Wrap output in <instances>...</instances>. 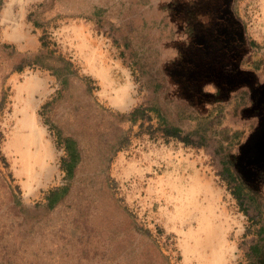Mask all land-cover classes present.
Returning <instances> with one entry per match:
<instances>
[{"label":"rangeland","instance_id":"rangeland-1","mask_svg":"<svg viewBox=\"0 0 264 264\" xmlns=\"http://www.w3.org/2000/svg\"><path fill=\"white\" fill-rule=\"evenodd\" d=\"M52 2L0 0V51L19 58L2 83L0 172L27 224L66 195L79 162L76 142L50 119L74 74L104 109L129 123L109 183L170 264H259L264 212L232 171L227 152L234 145L210 137V118L184 109L178 114L196 119V130L170 135L176 126L158 106L159 86L123 34L87 16L40 22ZM235 11L254 47L244 67L262 64L264 0H237ZM44 59L59 60L63 69Z\"/></svg>","mask_w":264,"mask_h":264},{"label":"water","instance_id":"water-1","mask_svg":"<svg viewBox=\"0 0 264 264\" xmlns=\"http://www.w3.org/2000/svg\"><path fill=\"white\" fill-rule=\"evenodd\" d=\"M235 2L53 0L39 20L87 16L110 23L158 84L160 110L182 131L196 130L197 121L180 119L178 109L205 119L243 94L245 105L226 109L211 126L224 144L241 134L228 160L264 212V62L258 70L244 67L254 47ZM18 63L17 56L0 51V103L3 80ZM41 63L63 69L57 59ZM50 119L63 138L76 142L79 162L66 195L29 224L0 172V264H170L109 183L110 162L129 123L104 109L74 74L67 76V88ZM224 131L225 137L217 135ZM262 255L264 264V251Z\"/></svg>","mask_w":264,"mask_h":264},{"label":"flooded vegetation","instance_id":"flooded-vegetation-1","mask_svg":"<svg viewBox=\"0 0 264 264\" xmlns=\"http://www.w3.org/2000/svg\"><path fill=\"white\" fill-rule=\"evenodd\" d=\"M260 66H261V64L256 65V66H246V67L250 68V69L258 70L260 68ZM245 103H246V98H245V96L243 94H241L239 96H236L229 105L223 106V107L218 106L216 109L212 110V112H211V114L209 116V118H210L209 123H210V121H212L215 118H223L224 117V111L226 109H232L233 111H236L239 107L244 106ZM215 111H216V113L214 114ZM112 115H114V114H112ZM178 115H179L180 119L196 120V119H193V118H190V117L181 116V114H178ZM231 115H232V117H237V113L236 112L231 113ZM114 116L117 117L116 115H114ZM194 116L197 117L196 115H194ZM208 134L210 135V137H213L215 135V131L213 130L211 124H210V129H209V133ZM225 134H226V131L219 132L217 135L225 137L226 136ZM240 138H241V134L240 133H236L235 136L231 139V141L228 142V144L235 145V144L238 143ZM221 142H222V140H221ZM230 150H228V152H227V159H228V153H229ZM228 162H229V160H228ZM262 262H263V255L259 257V264H262Z\"/></svg>","mask_w":264,"mask_h":264},{"label":"trees","instance_id":"trees-1","mask_svg":"<svg viewBox=\"0 0 264 264\" xmlns=\"http://www.w3.org/2000/svg\"><path fill=\"white\" fill-rule=\"evenodd\" d=\"M236 1H237V0H236ZM235 3H236V2H235ZM177 131H179L178 128H176V129H175L174 131H172V132H169V134L172 135V136H174V135L176 134ZM71 149H72V147H70V145L68 144V145H67V150H68V151H71ZM143 231H144V230H143ZM144 232H145L146 234H148L147 231H144ZM148 235H149V234H148ZM149 236H150V235H149Z\"/></svg>","mask_w":264,"mask_h":264},{"label":"bare ground","instance_id":"bare-ground-1","mask_svg":"<svg viewBox=\"0 0 264 264\" xmlns=\"http://www.w3.org/2000/svg\"><path fill=\"white\" fill-rule=\"evenodd\" d=\"M16 21V20H15ZM17 29V28H16ZM16 33V32H15ZM16 35V34H15ZM19 37V36H18Z\"/></svg>","mask_w":264,"mask_h":264}]
</instances>
